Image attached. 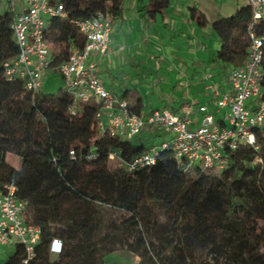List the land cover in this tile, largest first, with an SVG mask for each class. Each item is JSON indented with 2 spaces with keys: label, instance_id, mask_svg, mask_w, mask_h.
Listing matches in <instances>:
<instances>
[{
  "label": "trees",
  "instance_id": "16d2710c",
  "mask_svg": "<svg viewBox=\"0 0 264 264\" xmlns=\"http://www.w3.org/2000/svg\"><path fill=\"white\" fill-rule=\"evenodd\" d=\"M125 1L57 0L69 17L49 21L52 74L58 75L71 47L85 46L70 19L102 12L111 22L120 20ZM168 5L169 0H138L146 18ZM190 12L206 26L204 14ZM13 17L0 13V186L17 187V197L27 204L25 222L41 229L28 264H103L119 251L137 256L138 264H264V138L257 135L258 150L230 153L220 175L185 172L169 151L155 164L127 173L110 162V154L131 162L147 147L101 135L97 105L81 104L71 115L73 101L63 85L56 93L33 94L22 81L5 79L4 64L19 53ZM252 21L251 8L244 6L212 24L220 41L215 62L230 70L245 63L251 34L264 37V24L251 32ZM129 109L141 116L139 107ZM8 155L20 164L10 165ZM54 240L62 243V252L53 259ZM12 250L5 264H24V247Z\"/></svg>",
  "mask_w": 264,
  "mask_h": 264
},
{
  "label": "built area",
  "instance_id": "2783aa9c",
  "mask_svg": "<svg viewBox=\"0 0 264 264\" xmlns=\"http://www.w3.org/2000/svg\"><path fill=\"white\" fill-rule=\"evenodd\" d=\"M19 1L25 9L13 17L11 25L19 53L4 64V77L10 82L22 81L27 92L36 94L53 71L52 47L47 38L49 21L69 16L57 0ZM240 1L252 10V32L256 25L264 24V0ZM70 22L85 37V46L71 47L68 60L57 68L73 101L70 114L76 115L81 104L92 103L99 108L96 120L101 135L135 141L149 126L164 136L161 143L147 147L131 162L110 154L113 165L133 173L155 164L162 152L169 151L185 172L220 175L229 166L230 153L242 147L259 149L257 135L264 138V37L251 34L247 60L241 67L227 70V83L214 82L213 74L204 76L213 107L189 103L177 112L159 109L145 118L133 113L129 102L108 90L100 77L96 58L102 59L108 52L111 19L98 12L91 18ZM17 192L13 184L0 186V247L22 245L24 264H28L35 257L41 229L25 222L27 204L19 200ZM61 252L62 243L54 240L51 253Z\"/></svg>",
  "mask_w": 264,
  "mask_h": 264
},
{
  "label": "crops",
  "instance_id": "0c3cea01",
  "mask_svg": "<svg viewBox=\"0 0 264 264\" xmlns=\"http://www.w3.org/2000/svg\"><path fill=\"white\" fill-rule=\"evenodd\" d=\"M244 6L240 0H169L162 14L146 18L138 0H126L123 18L112 22L106 56L96 58L105 87L139 107L145 118L159 109L177 112L189 103L213 107L204 76L213 74L214 82L224 84L230 68L215 62L220 41L211 26ZM191 8L204 14L205 27L192 18ZM24 9L19 0H0V13L15 16ZM62 83L59 75H49L42 91H58ZM137 141L149 147L163 138L148 126Z\"/></svg>",
  "mask_w": 264,
  "mask_h": 264
},
{
  "label": "rangeland",
  "instance_id": "374dc122",
  "mask_svg": "<svg viewBox=\"0 0 264 264\" xmlns=\"http://www.w3.org/2000/svg\"><path fill=\"white\" fill-rule=\"evenodd\" d=\"M56 74H50V76H54ZM49 81H52V78H50ZM63 84V83H62ZM57 89V88H56ZM54 88L47 89L48 93H56L57 90ZM164 138V136L162 137ZM7 162L10 165L13 166H18L20 164V159L13 156V155H8L7 156ZM255 164L263 167L262 160H255ZM194 173H192L193 175ZM13 248L8 249L5 247H0V264H5L6 261L8 260L9 256L13 253ZM52 258H55V255L52 256ZM140 262V259L126 251H119L114 254L108 255L103 259V264H138Z\"/></svg>",
  "mask_w": 264,
  "mask_h": 264
}]
</instances>
